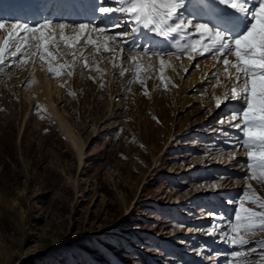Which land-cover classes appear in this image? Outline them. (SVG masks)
I'll list each match as a JSON object with an SVG mask.
<instances>
[{
	"label": "rangeland",
	"instance_id": "obj_1",
	"mask_svg": "<svg viewBox=\"0 0 264 264\" xmlns=\"http://www.w3.org/2000/svg\"><path fill=\"white\" fill-rule=\"evenodd\" d=\"M122 28H109L108 34L117 36L112 47L122 42L130 53L137 54L126 45V35H117ZM89 47L82 49L89 67L83 66L78 54L70 68L67 65L74 58L61 44L62 59L52 61L53 67L64 64L62 72L72 71V76H56L46 63L37 62L67 86L69 98L60 108L79 133L82 162L51 117L19 94L20 66L11 60L8 67L0 66V264L218 263L211 260L221 256L223 248H215L209 237L222 225L218 219L226 218L220 211L222 201L209 197L210 218L191 237L186 235L190 223L185 220L202 202L188 205L192 211L182 208L181 214L176 209L189 193L199 191L206 194L205 199L222 189L226 177L212 176V167L205 178L203 171L197 177L187 173L228 156L217 158L208 152L210 145L221 140L224 126L233 129L227 121L219 123L225 110L202 92L206 84L198 85L195 93L190 91L197 84L196 67L184 75L179 69L175 80L170 79L176 89L169 86L165 90L159 56L149 54V60L142 61L152 65L139 75L144 83L137 81L134 64L121 75L119 59L114 58L107 80L95 69L101 70L112 53L96 57ZM124 61L129 62L128 58ZM167 69L164 76L169 78ZM181 91L185 93L182 99L178 96ZM246 176L247 172L241 176L244 185L234 201L253 190L264 198V183ZM249 183L252 189L247 187ZM236 208L230 210L235 214ZM213 224L217 227L209 233ZM245 238L250 244L239 249L245 252L240 259L264 264L259 258L264 254V233ZM252 248L256 251L249 254L247 250ZM236 250L231 246L227 251L226 264Z\"/></svg>",
	"mask_w": 264,
	"mask_h": 264
},
{
	"label": "snow or ice",
	"instance_id": "obj_2",
	"mask_svg": "<svg viewBox=\"0 0 264 264\" xmlns=\"http://www.w3.org/2000/svg\"><path fill=\"white\" fill-rule=\"evenodd\" d=\"M96 12L111 28L127 25L134 33L146 31L162 38V47V42L156 41L153 49L142 48L141 51L145 56L151 51L152 55L160 57V82L165 90L171 83L170 78L164 76L165 69L176 71L171 62L173 58L181 61L180 67L184 72H188L183 64L185 56L188 61L203 57L205 61L211 59L214 62L213 78L208 80L207 86L225 89L222 95L214 94L215 106L220 108L228 100L243 102L225 105L226 115L219 123L227 121L242 133L236 139L247 152L246 179L264 183V0H207L204 6H201V0H99L93 7L91 23L44 19L29 25L8 24L0 20V66L8 67L9 60L20 67L44 62L50 73L72 76V71L62 72L64 64L53 67L52 61L62 59L61 44L74 58L73 64L67 65L70 68H74L78 54L82 57L80 62L83 66L89 67L82 51L85 45L90 46L89 52L95 53L96 57L108 52L119 57L124 49L117 52L112 47L117 36L109 35L108 27L96 26ZM127 34L117 33L119 36ZM142 60L139 53L131 56L140 83H144L139 80L141 71L152 67L150 61L145 65ZM195 67L199 69L200 63ZM95 70L100 71L98 66ZM125 71L122 69L120 74L124 75ZM235 121L239 123H232ZM224 135L229 133L224 132ZM247 187L253 188L251 183ZM232 203H237L238 207L222 236L225 243L237 250L231 254L232 260L228 264H252L248 259H240L245 257V252L239 249L250 244L246 236L264 233V211H256L246 205L264 209V198L253 190L244 192ZM216 227L213 224L209 233ZM261 247H264V242H261ZM247 251L250 254L256 249ZM259 258L264 261V254Z\"/></svg>",
	"mask_w": 264,
	"mask_h": 264
},
{
	"label": "bare ground",
	"instance_id": "obj_3",
	"mask_svg": "<svg viewBox=\"0 0 264 264\" xmlns=\"http://www.w3.org/2000/svg\"><path fill=\"white\" fill-rule=\"evenodd\" d=\"M6 3H9L12 6H25V11L23 13L24 16H30L32 19L36 20L38 17L42 16L38 11L35 14V10L32 8L35 6V3H33V0H4ZM47 1V0H46ZM46 1L43 2V5L46 4ZM55 4L53 2H49L46 4L45 8L49 11L53 10V6ZM74 7V6H73ZM56 8V7H55ZM18 18L23 19V16L21 15V12L18 15H11L9 18V23H21V22H16ZM127 36V35H126ZM122 42H118V45L114 46L115 49H117V52L119 51L120 48H123L124 51L119 54V57L116 56L115 53H112V56L109 61H105L103 63V66H101V70L98 72V74L102 77L104 76L105 78L108 77L106 76V72L109 71L110 66L113 65L114 58L119 59V63L121 66V70H127L128 65H133L131 61V56L134 55V53H130L123 44ZM84 49V48H83ZM141 57H143V60H149L147 56L144 55V53L139 54ZM124 58H128L129 62L127 63L124 61ZM153 58V57H152ZM142 60V61H143ZM152 62H157L158 59H151ZM172 64L176 67V71H172L170 68H168V76L170 79H174L179 73V69L181 70L180 72L184 75L186 73H189L192 70V67H195V65L199 62L200 63V68L196 69L194 72L198 76V79L196 80V86L194 85L191 88V92H197V86L200 84H206L205 89L202 91L204 94L208 95V99L211 101L215 102L214 99V94L215 95H222L224 92V88H214V87H208L207 83L208 80L212 79V73L215 71L213 69V61L211 59H208L205 61V58L203 57H196L192 61H188L187 57L185 56L183 58V64L185 67L188 68V72H184V70L180 67V63L178 61L176 62L174 58L172 59ZM41 63V62H40ZM131 63V64H130ZM153 63V64H154ZM19 71H21L20 75L21 78L16 82L17 86L19 87L18 92L19 94H25L30 101V104L35 103L36 105L40 106L41 109L49 116L51 117L52 121L55 123L56 128L58 131L61 133V135L66 138L71 145L73 149H75L79 160L82 162L83 158V143L81 142L80 136L78 131L74 128L72 123L70 122V119L65 113L61 110L60 104L63 103L64 101L68 100L67 96V86H65L61 81L54 79L51 74H47L43 66L38 63L33 65L32 63H29L26 66L20 67ZM113 71V70H112ZM111 71V72H112ZM136 71V70H135ZM126 72V71H125ZM19 75V76H20ZM111 75V73L109 74ZM181 78V77H180ZM173 82V81H172ZM170 83V88L171 90L176 89L175 86H173L175 82ZM178 85V84H177ZM187 84H185L183 88H185ZM201 87V86H200ZM199 87V88H200ZM180 99H182L185 96V93L182 91L179 93ZM212 96L211 98H209ZM21 99V98H20ZM243 103L242 101H232L228 100L225 101L221 105V109L225 110L226 108L225 105L231 106L233 104L240 105ZM232 123H239V121H235ZM229 125L224 126L223 132H230L228 136H225L224 134L221 135V140H218V143L212 144L211 149H208V152L211 153V155H214V157L219 158V155H225L227 154V157H220L219 162L216 163L214 162L213 164H207L205 162L204 166L205 168H197L194 171L190 170L188 171L187 174H193L194 177H197L199 175V172H204V177L210 176L207 172V169L212 167L215 171L212 176L217 178H223L226 177L225 182L223 186L221 187L222 189L215 194L209 195L208 197H205V199L202 198V196H206V194H200L199 191H195L193 193H189L187 198L183 201H179L178 207L176 211L181 214L182 213V208H187L188 205H195V203H201V206L198 208H195V211L193 212V215L190 217L188 223H190V226H188V232L186 235L195 236L200 232V229L204 226V224L208 221V218H210V215L208 214L209 208L211 209V206L208 204L211 203L208 201L209 197L214 198V200L222 201L221 204H223L221 207V212H224V215L226 214V218L220 217L218 220L221 221V226L218 228V230L215 231V233H212L210 235V239L214 241V246L215 248H223V253L221 256L217 258H213L212 261H217L218 263H213V264H223L226 258H229L227 256V251L231 249V246H228L229 244L224 242V237L222 236V233L227 229V225L230 224V221L228 220L229 217H231L234 212L230 209H235L236 205L235 203H232L238 196L240 190L243 188V181L241 179V176L245 175L247 172L246 169V157H247V152L246 150L242 149L239 145V141L236 139L238 135H242V133L239 132L238 129L233 130V129H227ZM231 126V124H230ZM222 127V126H221ZM220 127V128H221ZM215 132V131H214ZM213 132V133H214ZM217 133V132H215ZM209 135V134H208ZM212 135V134H211ZM214 135V134H213ZM212 135V136H213ZM220 136V135H219ZM234 141L233 143H230L229 140ZM225 140H227L225 142ZM221 149V150H220ZM226 150V151H225ZM222 151V152H221ZM224 152V153H223ZM216 158V159H217ZM223 159V160H222ZM200 162V161H199ZM202 163V161H201ZM199 163L197 160L194 161V166H197ZM185 174V175H187ZM201 174V173H200ZM211 176V177H212ZM202 178V179H203ZM199 179V178H198ZM224 179V178H223ZM196 181V179H194ZM204 180V179H203ZM222 182V181H221ZM229 182V183H228ZM225 185V186H224ZM224 200H226L225 204L223 203ZM208 201V202H207ZM213 202V201H212ZM220 204V205H221ZM197 205V204H196ZM195 205V206H196ZM211 205V204H210ZM225 205H228L225 207ZM193 207L187 208L189 211H192ZM185 210V209H184ZM212 210V209H211ZM183 215V214H182ZM226 221H228V224H226ZM187 223V222H186ZM226 224V225H225ZM199 232L197 233V231ZM218 239L215 241V239ZM216 242V243H215ZM220 244V245H219ZM215 250V249H214ZM226 252V253H225ZM178 253H180L178 251ZM190 255V254H186ZM191 257V256H190ZM212 264V263H211ZM226 264V262H225Z\"/></svg>",
	"mask_w": 264,
	"mask_h": 264
}]
</instances>
